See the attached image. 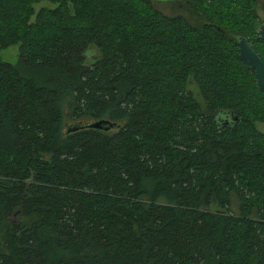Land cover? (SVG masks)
<instances>
[{
	"label": "trees",
	"instance_id": "16d2710c",
	"mask_svg": "<svg viewBox=\"0 0 264 264\" xmlns=\"http://www.w3.org/2000/svg\"><path fill=\"white\" fill-rule=\"evenodd\" d=\"M259 2L0 0V264H264Z\"/></svg>",
	"mask_w": 264,
	"mask_h": 264
},
{
	"label": "water",
	"instance_id": "95a60500",
	"mask_svg": "<svg viewBox=\"0 0 264 264\" xmlns=\"http://www.w3.org/2000/svg\"><path fill=\"white\" fill-rule=\"evenodd\" d=\"M153 1H161V0H153ZM259 36L262 40H264V22L260 25ZM237 45L239 49V56L241 60L256 73L257 84L261 90L264 91V60L261 56L256 52L253 46L250 44L247 37L243 35L237 36ZM91 128L97 129H105L109 130L110 128L115 126L110 120L101 119L95 122H92L87 125ZM71 130V129H69Z\"/></svg>",
	"mask_w": 264,
	"mask_h": 264
},
{
	"label": "rangeland",
	"instance_id": "374dc122",
	"mask_svg": "<svg viewBox=\"0 0 264 264\" xmlns=\"http://www.w3.org/2000/svg\"><path fill=\"white\" fill-rule=\"evenodd\" d=\"M263 5H264V0H260V2H259V14L261 16V19L264 21ZM42 6L54 7V4L44 1L42 3L35 5L37 10ZM158 6L164 7L165 4L163 5V3H158ZM20 53H21L20 43H15V44L10 45L7 48L0 50V59L2 61L8 62V63L16 64L20 58ZM97 55H98L97 50L93 47H90L88 50V56L90 58H95V57H97ZM188 88H189V90L192 91L195 98L203 104V99H202V96L200 94L199 87L197 86L196 82L194 81V79L192 77L189 80ZM259 126L261 129H264V124H260Z\"/></svg>",
	"mask_w": 264,
	"mask_h": 264
},
{
	"label": "flooded vegetation",
	"instance_id": "af4514ba",
	"mask_svg": "<svg viewBox=\"0 0 264 264\" xmlns=\"http://www.w3.org/2000/svg\"><path fill=\"white\" fill-rule=\"evenodd\" d=\"M263 22H264V21H263ZM263 22H262V23H263Z\"/></svg>",
	"mask_w": 264,
	"mask_h": 264
}]
</instances>
